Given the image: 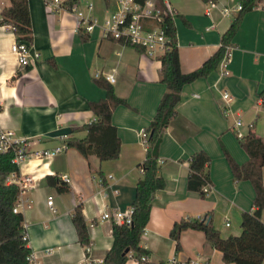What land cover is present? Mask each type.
Returning a JSON list of instances; mask_svg holds the SVG:
<instances>
[{"label": "crops", "instance_id": "crops-1", "mask_svg": "<svg viewBox=\"0 0 264 264\" xmlns=\"http://www.w3.org/2000/svg\"><path fill=\"white\" fill-rule=\"evenodd\" d=\"M83 1L93 3L94 14L103 17L105 0ZM169 2L177 11L174 26L180 70L188 74L219 49L221 35L239 12L222 17L215 11L207 16L203 0ZM9 4V0H0L2 8ZM28 7L32 49L40 54L30 71L19 68L10 53L16 41L11 25H0V129L25 138L30 154L61 146L72 136L83 137L85 133L72 134V130L94 121L89 103L105 97V92L94 84L96 74L113 76L111 85L116 96L128 104L112 114L121 142L116 160L86 159L67 148L51 160L31 158L18 172L22 178H32L20 197L24 202L21 215L27 226V247L34 254L35 264H96L104 260L113 243V224L100 223V215L105 210L125 212L135 198L141 177L138 166L145 157L139 134L148 127L166 91L160 82L159 58H148L134 48L105 39L99 29L77 32L72 13L50 12L44 0H28ZM81 34H86L85 40ZM230 46L229 76L217 88L213 87L217 70L185 85L176 107L177 117L161 135L157 159L165 187L153 197L150 220L144 228L146 236L139 244L148 252L149 263L164 264L169 259L185 263L200 258L206 264H223L221 253L206 242L200 231L184 230L180 250H176L170 238L173 226L182 220H205L226 239L240 235L242 214L254 209L251 184L233 180L222 148L242 165L248 156L236 132L246 136L252 131L264 138V108L259 99L264 89V0H258L243 14ZM222 91L231 97L225 112ZM236 120L242 122L238 129L234 126ZM200 151L210 157V190L204 197L187 190L190 158ZM47 176L58 178L68 192L60 193L48 186ZM62 176L69 182L61 180ZM262 181L264 186V168ZM48 198L53 201L55 213L47 206ZM78 206L88 228L87 247L78 243L72 224V213ZM48 249L53 253L46 257L43 253ZM126 264L138 263L131 258Z\"/></svg>", "mask_w": 264, "mask_h": 264}, {"label": "trees", "instance_id": "trees-1", "mask_svg": "<svg viewBox=\"0 0 264 264\" xmlns=\"http://www.w3.org/2000/svg\"><path fill=\"white\" fill-rule=\"evenodd\" d=\"M143 3L145 0H138ZM157 3L160 0H156ZM204 2L208 0H203ZM258 0H240L242 9L234 17L227 30L221 35L219 49L208 58L199 68L183 74L180 70V61L177 49L174 23L167 20L166 32L172 37L170 48L161 57L160 82L165 86L156 112L146 133L145 157L138 169L141 177L137 182L135 198L132 204L133 215L130 226L112 225L113 243L110 251L104 257V264H126L134 259L138 264H152L142 261L148 252L142 249L140 239L142 231L150 220L151 202L156 192L164 189L165 183L159 176L157 150L162 133L177 117L176 107L181 102V92L185 85L198 79L206 78L215 70L224 55V47L230 46L243 14L251 10ZM9 6L3 8L0 14V25H11L14 28L16 41L32 43L31 20L28 0H9ZM86 39V34H81ZM140 51L139 49H136ZM26 67L25 71H30ZM94 84L105 92V97L97 102L89 103V110L95 120L72 130V134L83 132V137L72 136L64 141L67 148L76 150L83 158L95 157L100 162L116 160L120 154L121 142L116 127L112 124V114L118 107H126V100L118 98L112 85L104 78H94ZM261 105L264 108V89L259 94ZM240 147L248 156V160L239 165L222 148L225 160L236 182L247 181L254 191L253 207L250 212L241 216L239 236L222 238L219 232L208 221L182 220L176 223L170 238L176 243V250H180V234L184 230L200 231L205 240L222 255L223 264H263L264 261V186L262 169L264 168V138L250 131L242 139H238ZM11 152L0 153V264H29L27 258L31 251L21 239L23 217L13 214L14 203L19 196V188L13 184H6L5 179L17 167L12 163ZM210 157L206 152L200 151L192 155L189 162L187 177V190L205 196L204 188L210 187L207 167ZM46 184L56 187L58 192H68V188L56 177L47 176ZM78 243L87 247L90 238L87 225L78 206L72 213ZM128 251V253H125Z\"/></svg>", "mask_w": 264, "mask_h": 264}, {"label": "built area", "instance_id": "built-area-1", "mask_svg": "<svg viewBox=\"0 0 264 264\" xmlns=\"http://www.w3.org/2000/svg\"><path fill=\"white\" fill-rule=\"evenodd\" d=\"M234 0H208L204 4V13L207 16L212 15L217 11L222 17H229L239 12L242 9L240 2H233ZM45 6L50 12H57L59 10H67L75 16L76 24L75 30L77 32L84 31L91 33L94 29H99L101 35L105 39L112 40L119 43L121 46H127L134 49H139L146 57L155 59L161 57L170 48L172 37L166 32L167 20L174 23L177 17V11L169 2V0H145L143 3L138 0H105L104 15L100 19L94 14V5L89 1L83 0H44ZM84 6V8L82 7ZM3 8L0 6V14ZM11 28L14 30L13 26ZM10 53L16 57L18 66L21 69L30 67L35 64L40 54L32 49V45L26 42L15 41L10 47ZM232 47H224V55L221 58L218 67V79L213 84L217 88L219 82L229 76V65L231 63ZM96 78H104L110 84L114 82L113 76H101L96 74ZM221 98L224 102L222 111L225 112V106L230 102L231 97L227 91L221 92ZM238 129L242 126L241 120H236L234 124ZM253 129V125L249 126ZM140 140L145 148L146 133L142 131L139 134ZM244 135L237 131L236 138L242 139ZM65 141V140H64ZM67 149L65 143L61 146L39 150L30 154L27 150V140L25 138H18L11 131L0 129V153L11 152L13 154L12 163L17 167V172L11 173L6 179V184H13L19 188V196L14 203L13 214H21V209L24 202L21 199V194L27 190L32 182V178L20 177L19 169L28 164L31 158L35 160L44 161L51 160L54 157L64 153ZM161 162L158 161V164ZM61 180L68 183L66 176H62ZM204 192L207 193L210 187H205ZM116 193V192H115ZM47 206L52 213H55L53 208V201L48 198ZM28 207V206H27ZM133 209L125 212L118 210H105L99 217V222H111L115 225L130 226L132 224ZM229 227V224H226ZM21 239L28 245L27 226L22 222ZM146 236V231H142V236ZM52 249L44 251L46 257L51 256ZM34 254L31 252L27 260L29 264H35ZM142 261H147L146 257ZM86 264H92L89 261ZM96 264H104L103 261H98ZM164 264H206L202 259H191L185 263H178L175 259H169Z\"/></svg>", "mask_w": 264, "mask_h": 264}, {"label": "rangeland", "instance_id": "rangeland-1", "mask_svg": "<svg viewBox=\"0 0 264 264\" xmlns=\"http://www.w3.org/2000/svg\"><path fill=\"white\" fill-rule=\"evenodd\" d=\"M100 1H101V0H99L98 3H99ZM98 3H97V4H98ZM98 5H99V4H98Z\"/></svg>", "mask_w": 264, "mask_h": 264}, {"label": "water", "instance_id": "water-1", "mask_svg": "<svg viewBox=\"0 0 264 264\" xmlns=\"http://www.w3.org/2000/svg\"><path fill=\"white\" fill-rule=\"evenodd\" d=\"M125 253H128V251H126Z\"/></svg>", "mask_w": 264, "mask_h": 264}]
</instances>
